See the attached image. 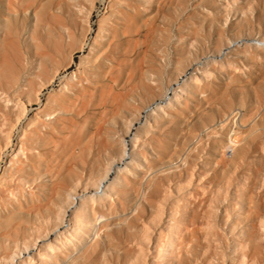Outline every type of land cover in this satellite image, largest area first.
<instances>
[{
  "label": "rangeland",
  "instance_id": "rangeland-1",
  "mask_svg": "<svg viewBox=\"0 0 264 264\" xmlns=\"http://www.w3.org/2000/svg\"><path fill=\"white\" fill-rule=\"evenodd\" d=\"M9 1L0 86L32 100L10 132L0 101V253L45 231L38 264H264V0Z\"/></svg>",
  "mask_w": 264,
  "mask_h": 264
},
{
  "label": "bare ground",
  "instance_id": "bare-ground-1",
  "mask_svg": "<svg viewBox=\"0 0 264 264\" xmlns=\"http://www.w3.org/2000/svg\"><path fill=\"white\" fill-rule=\"evenodd\" d=\"M11 1V0H10ZM10 1H9V3H10ZM24 3V2H23ZM6 6H7V4H6ZM10 6V5H9ZM29 7V6H28ZM27 7V8H28ZM51 7V6H50ZM38 9V8H37ZM27 10V9H26ZM49 10V9H48ZM113 12V11H112ZM35 13V12H34ZM22 19V18H21ZM20 19V20H21ZM49 19V18H48ZM58 23V22H57ZM47 24V23H46ZM49 24V23H48ZM66 24V23H65ZM49 31V30H48ZM58 31V30H57ZM13 35V34H12ZM14 35H16V34H14ZM47 35V34H46ZM46 37V36H45ZM55 37H56V35H55ZM21 38V37H20ZM57 38V37H56ZM13 39H15V38H13ZM49 39H50V37H49ZM73 41V40H72ZM41 42V41H40ZM1 43V42H0ZM45 43V42H44ZM49 43V42H48ZM261 43V42H260ZM42 45V44H41ZM5 47V46H4ZM12 47H13V45H12ZM39 47V46H38ZM47 47V46H46ZM11 49V48H10ZM12 50V49H11ZM19 51V50H18ZM55 52H57V51H55ZM13 53V52H12ZM43 54V53H42ZM64 54V53H63ZM9 55V54H8ZM36 55V54H35ZM47 55V54H46ZM10 56V55H9ZM31 56V55H30ZM44 56H45V54H44ZM15 53H14V59H15ZM34 57V56H33ZM9 58V57H8ZM42 58V57H41ZM13 59V60H14ZM27 59H28V57H27ZM43 59H44V57H43ZM4 60H6V59H4ZM15 61V60H14ZM33 61V60H32ZM5 63L3 62V64H1V65H4ZM21 64V63H20ZM22 64H23V62H22ZM0 65V66H1ZM14 65H15V62H14ZM20 66V65H19ZM45 66V65H44ZM9 68V67H8ZM13 69V68H12ZM46 69V68H45ZM79 69V68H78ZM11 70V69H10ZM9 70V71H10ZM48 70V69H47ZM5 71V70H4ZM21 71L22 70H20V73H21ZM49 71V70H48ZM47 72V71H46ZM142 72V71H141ZM45 73V72H44ZM47 74V73H46ZM110 88V87H109ZM84 92V91H83ZM32 93H33V95L36 97V98H38L37 96H38V91H35V90H32ZM86 93V92H85ZM83 94V93H82ZM108 94H109V92H108ZM110 95V94H109ZM109 95H107V96H109ZM106 98H108V97H106ZM25 99H26V102L28 103V104H31V100H32V96H31V94H29L28 96H26V98L24 97V99H23V97H21V95H18V94H14V93H11V92H8V91H6L2 86H0V101H2V102H4L5 103V105H6V107H8V108H11V109H13L14 110V116H9V115H7V114H2L3 116H2V118L5 120V121H7V123H8V125H9V130H8V132H10L13 128H15L23 119H26V113H27V104H26V102H25ZM125 100V99H124ZM77 105V104H76ZM85 105V104H84ZM40 109V108H39ZM51 109H52V107L51 106H49L48 107V111L47 112H44V113H46L47 115H50L49 114V112H51ZM54 111V110H53ZM37 114V113H36ZM0 115H1V113H0ZM28 120V119H27ZM69 120V119H68ZM70 120H71V118H70ZM70 120H69V122H70ZM75 121V120H74ZM72 122V121H71ZM70 122V123H71ZM79 124V123H78ZM74 125V124H73ZM76 125V124H75ZM21 126V125H20ZM69 127V126H68ZM71 129H73V128H71ZM84 131V130H83ZM26 133H27V129L26 128H21V134H22V136H25L26 135ZM79 133V132H78ZM235 135H236V133L235 132H232V134L230 135V136H228L227 138H226V145H227V147H228V149H232L233 147H234V145H236V143H235V141H234V139H235ZM73 136H75V135H73ZM29 137V136H28ZM53 138V137H52ZM54 140V139H53ZM14 141H16V140H14ZM18 141V140H17ZM9 143H10V136H9V134H7V137H6V142L5 143H0V150H1V148H3L4 147V145L5 146H7V145H9ZM19 143V144H18ZM17 144L18 145H16V147L12 150V154H11V161H13L14 160V158L18 155V153H17V150L19 151V153L21 154V155H23L24 157L26 156V154H27V152L28 151H31V148H28L27 147V144H26V142L23 140V139H20L19 140V142H18ZM53 143H54V141H53ZM65 144V143H64ZM63 144V145H64ZM53 145V144H52ZM65 146V145H64ZM9 147V146H8ZM64 149V148H63ZM66 149V148H65ZM128 150V149H127ZM74 153V152H73ZM8 161V160H7ZM28 162V161H27ZM34 163H35V161H34ZM55 165V164H54ZM2 167H4V166H2ZM27 167V166H26ZM55 167V166H54ZM72 167V166H71ZM1 168V167H0ZM69 169V168H68ZM0 172H4V171H0ZM186 172V171H185ZM51 173H52V171H51ZM58 173V172H57ZM52 176V175H51ZM57 176V175H56ZM52 178V177H51ZM92 178V177H91ZM111 178V177H110ZM52 180V179H51ZM111 180V179H110ZM86 181V180H85ZM89 182V181H88ZM142 182V181H141ZM140 182V183H141ZM53 183V182H52ZM57 183V182H56ZM87 183V182H86ZM7 184V183H6ZM145 184V183H144ZM100 185V184H99ZM138 186V185H137ZM147 186V185H146ZM151 186H152V182H151ZM59 187V186H58ZM62 187V186H61ZM60 187V188H61ZM129 187V186H128ZM5 188V187H4ZM60 188H59V190H60ZM109 188H110V185H108L107 186V189H106V191L105 192H103L102 194H101V196H99V198H102V197H108V196H110L109 195V192H108V190H109ZM137 188V187H136ZM151 188V187H150ZM138 189V188H137ZM138 190H140V189H138ZM143 191V190H142ZM52 193V192H51ZM73 193H76V191L75 192H73ZM143 193V192H142ZM57 195H58V193H57ZM253 195V194H252ZM251 195V196H252ZM8 196V195H7ZM141 196V195H140ZM250 196V197H251ZM78 197V196H77ZM142 197V196H141ZM11 198V197H10ZM52 198V197H51ZM50 198V199H51ZM75 198V197H74ZM259 198V197H258ZM17 199V198H16ZM80 202H78V201H76V204L74 203V201H73V195L70 193V194H67L66 195V198L64 199V201H63V203H64V205L62 206V205H60V206H58L55 210H54V215L56 216L55 217V219H54V222H50V225H51V229L50 230H56V229H58L59 227H60V225H61V222H62V220H63V218H64V216L67 214V212H68V209L72 206V205H74V207H73V209L71 210V214H72V216L74 215V217L75 218H79V215H80V212H81V209H82V206H83V204H85V203H88V202H93V201H95L97 198L94 196V195H91V194H88V192H86L85 193V195H82L81 197H80ZM139 199V198H138ZM75 200H77V199H75ZM121 202V201H120ZM123 202V201H122ZM51 206V205H50ZM123 206V205H122ZM49 207V206H48ZM50 209V208H49ZM29 212H31V211H29ZM46 212V211H45ZM32 213V212H31ZM35 213V212H34ZM37 213V212H36ZM135 213V212H134ZM128 215V214H127ZM99 217H101V216H99ZM129 217H130V215H129ZM52 218V217H51ZM66 218V217H65ZM115 219V218H114ZM104 221H106V220H104ZM65 222V221H64ZM101 222V220L99 221V223ZM103 222V221H102ZM99 223H98V225H99ZM185 225H186V222L184 223ZM253 224V223H252ZM72 225V224H71ZM118 226V225H117ZM184 227V226H183ZM98 228V227H97ZM96 228V229H97ZM254 228V227H253ZM62 229V228H61ZM64 229V228H63ZM146 230H147V228H146ZM43 233H41V239L44 241L43 243H42V245L41 246H37L36 248H35V242L34 243H31L29 240H28V242H25V245L23 246V248L19 245V244H15L14 245V247H13V249L11 250V251H4L3 253H0V264H38V261H39V258L40 259H42L43 260V258L42 257H44V258H46V255L44 254V252H45V249L48 247L49 249H51V250H56L57 248H58V246H57V243H55V241L53 242V240H49V234L47 233V232H45V231H42ZM58 239H59V235H66V233H69V231L68 230H66V231H64V232H62V233H60V231H58ZM6 234H8V233H6ZM95 234V233H94ZM53 238V237H52ZM47 240V241H46ZM38 243V242H37ZM242 243V242H241ZM89 244V243H88ZM244 244V243H243ZM23 245V244H22ZM38 245V244H37ZM106 246V245H105ZM242 246H244V245H242ZM32 248H35L36 250H37V254H29V251L32 249ZM241 248V247H240ZM82 250V249H81ZM96 250V249H95ZM105 250H106V248H105ZM97 251V250H96ZM24 252H27L28 253V256L27 257H25V255H24ZM159 252V251H158ZM253 252V251H252ZM129 254V253H128ZM95 255V254H94ZM93 255V256H94ZM55 260H57L56 258H55ZM245 260H246V258H245ZM244 264H246V263H244Z\"/></svg>",
  "mask_w": 264,
  "mask_h": 264
}]
</instances>
